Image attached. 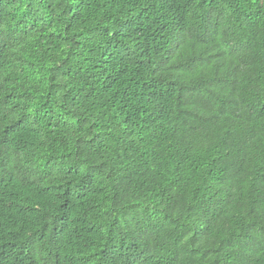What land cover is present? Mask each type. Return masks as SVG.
<instances>
[{"label": "trees", "instance_id": "obj_1", "mask_svg": "<svg viewBox=\"0 0 264 264\" xmlns=\"http://www.w3.org/2000/svg\"><path fill=\"white\" fill-rule=\"evenodd\" d=\"M0 264H264V0H0Z\"/></svg>", "mask_w": 264, "mask_h": 264}]
</instances>
